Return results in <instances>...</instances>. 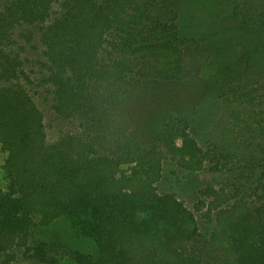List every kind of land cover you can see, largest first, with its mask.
<instances>
[{
	"label": "trees",
	"instance_id": "1",
	"mask_svg": "<svg viewBox=\"0 0 264 264\" xmlns=\"http://www.w3.org/2000/svg\"><path fill=\"white\" fill-rule=\"evenodd\" d=\"M209 1L214 21L189 28L171 0H0V264L19 249L57 263L30 233L63 218L96 244L70 249L73 264H264V74L239 70L263 65L264 0ZM232 35L244 44L219 70L221 141L187 112ZM145 91L161 95L134 130L126 111ZM49 112L67 123L55 140ZM168 160L211 173L194 209L163 183Z\"/></svg>",
	"mask_w": 264,
	"mask_h": 264
},
{
	"label": "rangeland",
	"instance_id": "2",
	"mask_svg": "<svg viewBox=\"0 0 264 264\" xmlns=\"http://www.w3.org/2000/svg\"><path fill=\"white\" fill-rule=\"evenodd\" d=\"M171 8L176 12L178 21L184 27H195L200 24L213 22V5L209 0H171ZM230 3L233 0H228ZM203 29V28H202ZM227 37L228 42L223 45L220 50H214L209 55V60L205 63L202 69V76L209 82V88L207 94L198 102L194 109L189 110L187 113L191 120L200 124L206 135H213L221 141L231 140L232 133L229 130L220 128L222 125L221 120V104L220 93L221 87L219 84V70L222 68L223 63H232L237 58L236 50L244 44L243 40L237 38L232 39ZM225 40V36L215 39H206L208 46L213 45L215 42H222ZM264 55V54H263ZM254 61L246 67L244 64L239 67V70H247L248 72H255L264 74V62L261 67H256ZM181 91V90H180ZM161 92L153 93V91H145L142 93L141 102H132L126 111V122L131 129L144 130L145 123L147 122L152 106L158 105V99ZM179 97V94L174 93V98ZM181 97V96H180ZM179 97V98H180ZM185 101V99H183ZM187 102V100H186ZM50 119L52 117L53 126L48 129V135L50 140H55L62 130L66 128V122L63 120L55 119V115L51 112L48 113ZM6 153L2 150L0 144V186L6 188L7 181L5 179V172L3 165L5 162ZM164 182L168 188L172 187L176 190L179 197L183 199L186 205L194 209V203L196 201V194H194V186H201L204 182H207L212 178L211 173L202 172L198 176L191 177L188 172L180 171L172 164V160H168ZM127 167V166H126ZM125 167V168H126ZM195 195V196H194ZM201 220V216L198 214ZM46 241L51 243L55 247V253L58 257V262L54 264H73V260L70 256V249H76L83 253H94L96 251V244L91 239L77 235L72 228L70 220L63 218L55 224L34 228L30 233V243L34 244L40 241ZM14 264H33L35 261L24 254L23 250L15 252ZM3 255L0 254V259Z\"/></svg>",
	"mask_w": 264,
	"mask_h": 264
}]
</instances>
